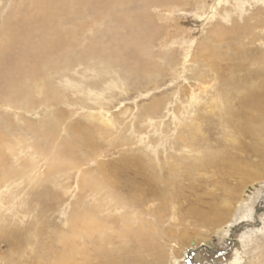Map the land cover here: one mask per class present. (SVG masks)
Listing matches in <instances>:
<instances>
[{
  "label": "rangeland",
  "instance_id": "1",
  "mask_svg": "<svg viewBox=\"0 0 264 264\" xmlns=\"http://www.w3.org/2000/svg\"><path fill=\"white\" fill-rule=\"evenodd\" d=\"M40 1L35 0L34 9ZM98 1L111 7L121 3ZM128 1L125 9L131 13L142 6L140 0ZM20 2L0 0V42L9 35L2 33L4 23L14 14L13 21L19 19L15 8ZM148 12L157 36L145 44L146 60L98 65L96 71L88 68L94 61L77 62L75 68L52 72L60 102L51 107L15 110L1 102L0 264H63L59 258L71 243L76 247L73 264H110L113 259L128 264L139 249L147 250L144 259L153 260L158 250L125 243L117 235L108 240L107 233L86 239L80 223L72 222L86 205H96L97 196L88 192L85 197L78 183L83 171L96 170L98 162L85 161L74 173L48 172L51 144L70 138V127L106 125L109 119L114 129L95 134L101 145L87 150L101 153L97 161L113 164L120 173V203L138 204L127 208L131 214L117 206L124 215L109 223V234L126 223L137 229L148 218L164 253L158 264H231L241 245L249 254L255 246L259 252L264 248V0H159ZM90 13L88 8L77 17V32L100 33L109 43L104 28L115 23L106 19L91 30ZM5 48L3 43L0 59ZM0 68L3 73L1 62ZM38 93L30 92L29 98L40 103L44 95ZM56 113H64L65 121L55 140L56 134L43 133L44 122ZM75 134L84 145L91 141L85 131ZM185 135L193 148L184 146ZM83 152L78 155L86 160ZM128 159L133 162L126 165ZM250 234L257 243L245 245ZM182 238L192 240L185 249ZM124 241L132 239L125 236Z\"/></svg>",
  "mask_w": 264,
  "mask_h": 264
},
{
  "label": "bare ground",
  "instance_id": "2",
  "mask_svg": "<svg viewBox=\"0 0 264 264\" xmlns=\"http://www.w3.org/2000/svg\"><path fill=\"white\" fill-rule=\"evenodd\" d=\"M48 1L50 2L49 6H47L46 1L41 0L39 5L34 9L35 0H22V2H20L21 4L19 3L20 6L15 8V13L21 14H18L20 15L19 19L13 21V19L17 17V15L14 14V17L6 21L7 23L5 22L4 26L2 27V30L5 29L4 31H2V33L9 35L4 38L1 37L0 42V49L3 48V43H5L6 46L2 54L3 58L0 59V62L4 65V72L2 73L0 71V104L1 102H3V104L9 105L15 110H28V108L34 109L37 104L51 107L55 105L56 102H60V99L58 98L59 94L57 93V88L53 84L52 79L54 77V73L52 72L56 73L65 70L66 68L71 69V67L77 62L80 63L78 65H85L90 64L91 61H94L92 65H88V68L91 67V69L96 71V67L94 66L98 65H100V68H104L105 64L113 67L115 64L123 65L130 60L136 63L139 62L142 58L146 60V56L149 52L147 53V47L145 46V44L147 43L149 45L151 41H153L152 39L155 37V35L157 36V30L154 29L153 21L151 19L153 18V16L151 14L150 17L148 10L157 6V4L159 5V0H140L142 6L138 9L136 8V11H134V13H131L130 10L125 9L126 3H129L128 0H121L120 5H117L116 7H111L109 5L106 6V3L99 2L98 0ZM88 8L91 12L89 14L91 16V19L95 21L89 29L92 30V27L94 25H97V23H105L106 19L115 23L113 26L104 28L105 32L110 35V40H108L109 43H105L104 40H102L103 35L100 33L97 36H89L85 33L77 32L76 26L78 24L76 23V19L79 15L83 16L85 9L87 10ZM160 12L164 14H172L173 12H175V10L161 9ZM17 21L18 25L21 24L22 27H17L18 25L16 27L12 26ZM67 23H69L70 26L66 25ZM106 26H108V23ZM34 27H36L37 29H34ZM31 29H34V33L37 34V37L34 39L30 37ZM98 31L100 32V30ZM82 45L85 50H82L81 52L80 50L82 48ZM35 91L39 92L38 95L40 93L44 95L40 99L41 102L37 100L40 103H36L29 98V93ZM192 98L194 99L195 97L192 96ZM63 114L56 113L51 120L44 122V126L45 124H48L47 126H45L46 128H44L46 131L45 133H43L44 135L47 132L49 136L56 133L58 134V129L63 124L60 123V121H65ZM103 117L104 116L102 115L101 118ZM102 121H104V119ZM107 121H110V123L105 122L104 124L106 125L100 126L93 124V127H91V123H88L78 124L70 127V138H66V136V139H63L60 142L54 141L51 144L52 146L50 147V149H52L53 151V153L51 154L53 161L51 165H49L48 172L50 175H52L51 171H53L52 169L54 168L56 169L57 173H60L63 170L71 171L74 173L73 170L79 171L84 165L85 161L98 162L96 170L83 171V176L78 183L79 187L84 189V191L82 189L81 190L85 194V197H87L88 192H90L94 197L95 195L97 196L96 205L92 207L86 205L84 210L81 212L82 214H84L81 217H79V215L73 216L72 222H74L75 224L80 223L82 230L81 232H83V234L87 235L88 237L86 239H90L91 236L95 235L96 233H107L109 235L108 240L111 239V237H115L114 235H117L119 238H122V241L125 243H133L136 246H147L150 251L158 250L157 252H155V257L152 258L153 260L151 261V259H144L142 256V254H144V251L147 252V250L139 251V249L138 252H136L137 258L134 260L132 259V262H129L128 264H152V262L153 264L162 263L164 260V253L161 250L162 247H160L156 241V235L153 233L154 230L149 227L152 225L148 218H144V221H146V223L140 225L137 229H133L131 224L126 223L122 225V228L118 233L109 234L107 231L108 229L112 228L109 223L115 222L117 218H119L118 215H121V217L124 215L117 213L119 211L117 209V206L119 205L127 214H131L132 211L128 212L127 208H129L130 205L134 202L131 201L129 205L120 203L121 201H119V197L124 194V189L121 184H119L121 179L119 177L120 173L115 171L113 164H110L103 160L97 161V158L101 153H93V151L95 150H93V148H97L99 145H101L98 142L96 143V137L94 135H103L110 133L109 127L115 126L114 121L110 119ZM76 130L85 131L91 136V141L89 142V144H82L80 138L75 134ZM90 131L93 132V135H91ZM57 134L54 136L55 140L56 137H58ZM183 138L185 139L184 142H186L184 146L189 147V149L193 148V143L188 141V135H185ZM54 143H57L58 145L55 146ZM63 145L66 146L60 147ZM88 147L93 148L92 150H87ZM79 151H84L83 153H86V155L88 156L87 158H85L86 160L78 155ZM126 158L127 157L122 158V161L125 159L124 163H126L127 161ZM128 160L129 162L126 165H129L133 162L132 159ZM135 162H138L139 164L142 163L141 161L136 160ZM152 175L154 176L153 172ZM133 181L134 183L140 182L137 179H134ZM146 182L147 176L145 177V175H143V183ZM98 196L100 200H98ZM105 197L106 201L109 199L108 201L110 203L108 201L106 203L105 200H102V198ZM97 202L101 204H98ZM136 205L138 204L134 202V208L136 207ZM217 213L218 212H216V214ZM123 220L124 219L120 221ZM125 236L130 237L132 239V242L124 241ZM187 242L191 243L192 240L182 238V249H185L188 246L186 245ZM197 242H201V240ZM252 242L257 243V240H255V238H252L251 236L246 238L245 242L243 243L250 246ZM71 245L72 246H68L67 251L63 253V256L59 258L63 264H73L70 259L73 258L76 247L73 243H71ZM258 246H255V252L253 254H249L250 252L248 253L245 249L246 246L244 247V245H241L242 248L240 250V254L236 255V257L232 259L231 264H264V248L259 252L258 250H256ZM55 264L59 263L55 262ZM110 264H121V261L113 259Z\"/></svg>",
  "mask_w": 264,
  "mask_h": 264
}]
</instances>
